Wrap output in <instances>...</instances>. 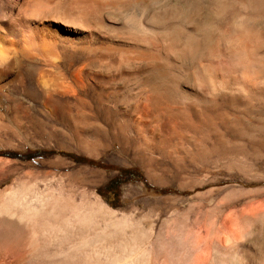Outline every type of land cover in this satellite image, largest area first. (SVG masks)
Wrapping results in <instances>:
<instances>
[{
	"label": "bare ground",
	"instance_id": "obj_1",
	"mask_svg": "<svg viewBox=\"0 0 264 264\" xmlns=\"http://www.w3.org/2000/svg\"><path fill=\"white\" fill-rule=\"evenodd\" d=\"M261 23L264 0H0V120L28 97L131 125L150 147L224 120L255 140L226 110L264 109ZM234 164L245 179L213 229L194 213L157 228L0 158V264H264V160Z\"/></svg>",
	"mask_w": 264,
	"mask_h": 264
},
{
	"label": "rangeland",
	"instance_id": "obj_2",
	"mask_svg": "<svg viewBox=\"0 0 264 264\" xmlns=\"http://www.w3.org/2000/svg\"><path fill=\"white\" fill-rule=\"evenodd\" d=\"M261 28L264 30V23ZM21 99L26 113H6L5 109L0 120V158L18 164L16 175L27 183L37 182L42 189L43 182L49 180L53 188L64 183L66 190L76 193L95 190L114 210L136 209L145 226L165 227L174 219L184 220L188 214L213 229L224 215L234 211L231 200L225 197L226 190L240 188V181L245 179L232 164L241 158L264 160V109L259 106L254 111L226 110L229 118H238L243 127L259 129L255 140L242 137L224 120L213 130L200 128L181 138H171L164 145L150 147L144 144L135 127L119 121L109 125L94 111L82 116L74 110L44 108L28 97ZM0 103L5 106L2 95ZM112 134L119 143L112 144ZM191 137L202 140L206 147L196 149ZM35 151L58 154L30 159ZM59 153L72 154L93 164H77ZM10 154L20 156L12 158ZM115 169L137 170L145 184L122 185L117 200L109 195L104 197V187L118 175ZM213 180L219 181L218 186L211 184ZM215 188L225 189L221 197L213 194L199 197ZM153 189L169 192L161 194Z\"/></svg>",
	"mask_w": 264,
	"mask_h": 264
},
{
	"label": "trees",
	"instance_id": "obj_3",
	"mask_svg": "<svg viewBox=\"0 0 264 264\" xmlns=\"http://www.w3.org/2000/svg\"><path fill=\"white\" fill-rule=\"evenodd\" d=\"M56 154L58 153H55L53 151H35L30 156V159L47 158V157L54 156ZM59 155L62 157L69 158L72 161L76 162L77 164H93L86 159L79 158L72 154L59 153ZM19 156L20 155L18 154H10V157L12 158H18ZM95 165L99 166V164L97 163H95ZM116 171H118V175L104 187V190H103L104 195L101 194L102 196L107 197L109 195V196H112L114 200H117L120 197V187L122 185L130 183V182H143L145 184L142 174L138 172L137 170L118 169ZM133 174H135L136 177H132ZM146 187L148 189H152L149 185H146ZM153 190L161 194H165L169 192V191H158L155 189Z\"/></svg>",
	"mask_w": 264,
	"mask_h": 264
}]
</instances>
